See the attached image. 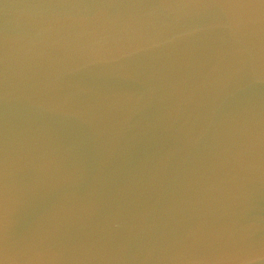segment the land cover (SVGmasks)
<instances>
[{
  "label": "water",
  "instance_id": "95a60500",
  "mask_svg": "<svg viewBox=\"0 0 264 264\" xmlns=\"http://www.w3.org/2000/svg\"><path fill=\"white\" fill-rule=\"evenodd\" d=\"M0 264H264V0H0Z\"/></svg>",
  "mask_w": 264,
  "mask_h": 264
}]
</instances>
